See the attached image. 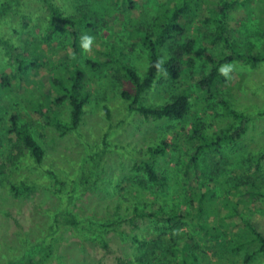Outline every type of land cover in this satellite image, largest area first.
<instances>
[{"label":"rangeland","instance_id":"1","mask_svg":"<svg viewBox=\"0 0 264 264\" xmlns=\"http://www.w3.org/2000/svg\"><path fill=\"white\" fill-rule=\"evenodd\" d=\"M5 1L9 0H0V5ZM214 1L207 0L206 4L212 5ZM53 2L69 13L87 12L96 21L98 32L84 50L82 60L74 63L72 40L65 28L51 38L42 35L48 18V7L42 1L23 0L0 22V36L30 43L29 49H37L42 55L44 65L22 77H12V85L0 90V98L8 113L17 114L22 121L44 125L39 132L47 151L42 165L27 154L25 160L14 159L0 176V264H29L30 257L34 260L31 264H134L139 257H146L149 264H177L172 236L191 243L198 255L197 264H264V252L246 262L244 252L234 247L238 227L231 224L229 236L220 239H211L195 227L192 216L196 204L183 196L184 189L192 191L184 176L186 169H190L192 187L209 185L219 202L228 196L239 202L241 208L252 209L258 217L257 226L264 233V202L252 199L242 186L240 191L236 189L240 177L249 174L264 186V161L262 171H257L249 160L251 155L264 150V61L255 66L238 61L223 66L228 72L223 74L220 89L236 109L248 114L246 131L236 144L203 154L200 170L195 171L187 166L194 143L188 141L180 122L130 111L119 90L133 92V84L128 80L116 84L112 74L87 63V59L107 58L104 50L107 44L115 42L125 45L133 65L144 75L147 52L139 39L130 38L132 29L135 25H150L153 13L157 14L162 5H172L173 0H133L134 5L125 0ZM249 4L250 7L239 4L231 10V35L240 44L254 42L255 52L264 54V0H250ZM207 12L204 8L202 17ZM24 22L29 23L28 29L23 28ZM191 25V33L198 37L193 75L184 74L175 83L167 75L160 76L144 94L143 101L158 105L174 93H187L191 96V110L182 123L189 128L188 120L201 117L212 133L233 119L222 113L213 96L199 88L198 79L210 67L206 52L220 54L228 50L223 44L212 45L204 39L211 25L200 19L193 20ZM241 49L245 51L243 45ZM61 62L86 69V87L91 94L79 129L65 134L46 125V116L32 107L36 100H45L43 92L51 86L52 65ZM14 71V64L0 42V77L13 75ZM53 110L59 118L69 121L68 102L55 105ZM34 132L39 136L36 128ZM171 137L179 141L170 154L151 158L149 148ZM143 159H150L168 175L170 186L165 192L141 184L146 174L136 166ZM144 200L153 203L154 210L159 205L169 209L174 204L184 209L179 210L182 216L176 220L174 232L156 218L133 217L135 204L141 201L143 206ZM227 211L221 206L210 222L220 225ZM68 216L75 218L77 224L67 223ZM133 236L144 241V245Z\"/></svg>","mask_w":264,"mask_h":264},{"label":"trees","instance_id":"2","mask_svg":"<svg viewBox=\"0 0 264 264\" xmlns=\"http://www.w3.org/2000/svg\"><path fill=\"white\" fill-rule=\"evenodd\" d=\"M48 7L47 26L42 34L46 38H51L60 28H65L71 37L72 48L77 63L84 56L82 47L83 37L91 38L98 32L96 21L87 12L69 13L63 6L56 4L53 0H40ZM82 1V0H80ZM134 5L133 0H125ZM250 0H215L212 5L206 4L207 0H173L172 5H162L157 12L153 13L150 25H135L130 38L140 40L147 52L148 66L144 75H141L133 65L130 55L126 52L125 45L112 42L107 44L104 52L105 59H87V63L100 69L102 72L112 74L116 84L124 80L130 81L134 86V91L128 89L119 90L122 98L128 102L130 111H137L145 117L167 118L180 122L181 130H186L187 139L194 143L192 152L189 154L187 166L195 171L200 170L201 156L207 152L220 151L226 147L236 144L244 135L245 124L248 114L236 109L231 98L220 89V83L224 81L223 73L220 69L233 61L255 66L264 61V54L256 53V45L248 40L240 44L231 35L229 28L230 12L239 5H247ZM23 0H9L0 5V22L5 17L10 16L14 8L19 6ZM207 8V14L202 17L201 12ZM200 19L204 24L212 26V29L204 34V39L212 44H223L228 52L212 53L206 52V58L210 63L209 70L198 79L199 88L206 94L215 98L216 105L222 108V113L233 119L226 127L220 128L212 133L207 131L205 121L201 117L188 120L190 125L187 128L182 122L187 119L191 110V96L187 93H174L170 99L158 105H148L143 101L144 94L151 89L158 78L167 75L171 82H177L184 74L193 75L196 59L194 53L198 43V37L192 34V21ZM185 20V22H184ZM24 29L29 28V23L24 22ZM0 42L9 55V59L14 64L13 75H2L0 77V90H4L12 85V77H22L34 69H39L44 65L42 55L37 49L30 50V43H20L17 39H10L0 36ZM244 47L245 51L241 49ZM241 46V47H240ZM52 76H49V89L43 92L45 100H34L33 110L46 116V125L55 128L61 134L79 129L86 112V107L90 102V91L86 87V69L81 66L71 67L69 63H57L52 65ZM187 71V73H185ZM119 85V84H118ZM121 85V84H120ZM68 102L70 106V119L64 121L54 112V106ZM108 113L110 110L105 108ZM183 125V126H182ZM44 125L40 123H30L22 121L13 112L8 113L4 103L0 98V176L4 175L10 168L14 159L25 160L29 154L34 162L42 165L47 158V151L41 142L42 134L39 129ZM34 128L39 132L37 136ZM178 139L166 138L159 144L149 148L151 158L160 156L166 157L177 144ZM17 151L16 155L14 152ZM249 160L255 164L257 171H262L264 161V150L253 154ZM139 171L146 174V179L140 180L141 184H149L154 190L165 192L170 186L168 175L163 173L156 163L150 159H143L136 166ZM50 175L56 177L53 170H49ZM185 183L191 188V192L184 189L183 196L189 199L192 205L196 204V211L193 213V225L201 232H205L211 239L228 237L233 226L238 227L237 238L234 247L244 252L246 262L251 261L257 254L264 252V233L257 226V216L252 209L241 208L239 202L233 201L226 196L221 202L214 194V188L209 185L192 187L193 172L190 169L185 171ZM58 179V178H57ZM14 189L20 187L13 185ZM244 187L246 194L252 199H261L264 202V186L257 177L249 174L240 177L236 189ZM145 201V202H144ZM135 204L133 209L134 218H156L164 221L168 230L175 229V222L181 218L179 210L184 209L178 204H174L167 209L165 205H159L157 209H152L153 203L144 200ZM151 204V205H150ZM221 206L228 211L216 226L210 222V217L217 214ZM150 207L151 209H149ZM240 219V223L236 222ZM228 220L229 223H225ZM67 223L77 224L75 218L68 216ZM232 224V225H231ZM174 232V231H172ZM134 240L144 245L137 236ZM172 253L176 257L177 264H197L198 255L192 250V245L187 239L171 237ZM30 257L28 263H33ZM120 264H131L121 262ZM134 264H149L146 257H139Z\"/></svg>","mask_w":264,"mask_h":264},{"label":"clouds","instance_id":"3","mask_svg":"<svg viewBox=\"0 0 264 264\" xmlns=\"http://www.w3.org/2000/svg\"><path fill=\"white\" fill-rule=\"evenodd\" d=\"M91 44H92V38H91L90 36H85V37H83L82 47H83L84 49L87 50V49L90 47ZM220 71H221L223 74L227 75L228 68H227V67H222V68L220 69Z\"/></svg>","mask_w":264,"mask_h":264}]
</instances>
